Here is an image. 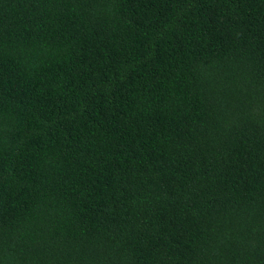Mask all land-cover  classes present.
<instances>
[{"label": "trees", "instance_id": "1", "mask_svg": "<svg viewBox=\"0 0 264 264\" xmlns=\"http://www.w3.org/2000/svg\"><path fill=\"white\" fill-rule=\"evenodd\" d=\"M0 264H264V0H0Z\"/></svg>", "mask_w": 264, "mask_h": 264}]
</instances>
